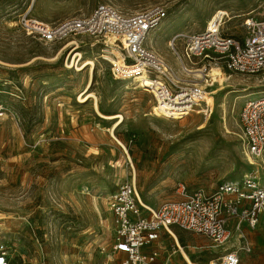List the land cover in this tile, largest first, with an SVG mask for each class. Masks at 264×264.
Returning a JSON list of instances; mask_svg holds the SVG:
<instances>
[{"label":"rangeland","instance_id":"374dc122","mask_svg":"<svg viewBox=\"0 0 264 264\" xmlns=\"http://www.w3.org/2000/svg\"><path fill=\"white\" fill-rule=\"evenodd\" d=\"M100 4L124 14L162 6L167 17L146 44L178 76L172 36L201 32L225 11L224 32L239 37L242 20L264 10V0H0V102L8 109L0 125V243L10 264H114L107 200L126 180L135 178L141 201L156 210L177 199L179 184L212 193L249 170L238 116L247 99L264 92V78L220 69L208 87L193 73L185 80L209 94L210 111L203 104L167 121L153 115L154 99L137 79H114L101 57L109 49L118 57L119 44L82 36L43 45L18 26L22 15L56 25ZM75 53L79 64L94 62L87 89L93 97L85 102L79 101L90 67L68 68ZM191 68L206 75L217 67L203 61ZM98 114L122 117L113 136L115 121ZM173 234L176 242L163 234L157 244L172 255L171 264H186L181 251L195 264H218L222 254L207 240L178 229ZM252 239L253 251L241 264H264V228Z\"/></svg>","mask_w":264,"mask_h":264},{"label":"built area","instance_id":"2783aa9c","mask_svg":"<svg viewBox=\"0 0 264 264\" xmlns=\"http://www.w3.org/2000/svg\"><path fill=\"white\" fill-rule=\"evenodd\" d=\"M166 17V10L158 5L124 14L109 4H100L87 16L65 19L56 25L22 15L18 26L26 37L43 45L82 36L119 44L125 72L130 73L125 76L137 79L139 86L143 78L154 83L142 87L152 95L154 106L173 101L179 107H189L182 117L203 104L207 106L200 85L185 80L194 73L191 66L197 62L204 61L230 74L264 78V10L259 16L242 20L243 35L239 37L224 32L229 21L225 11H217L201 32L172 36L168 48L178 62L179 76L146 44ZM201 68L204 70L205 65ZM134 71L136 74H131ZM7 116L8 109L0 102V125ZM238 125L249 166L238 181L221 182L212 193L189 191L179 184L177 199L156 210L141 201L135 178L126 180L109 196L111 255L117 259L114 264H171L172 255L157 244L163 234L176 242L174 229L207 240L222 254L218 264H240L241 256L251 253L243 227L252 231L264 223V92L244 102ZM0 264H10L2 243Z\"/></svg>","mask_w":264,"mask_h":264},{"label":"bare ground","instance_id":"6f19581e","mask_svg":"<svg viewBox=\"0 0 264 264\" xmlns=\"http://www.w3.org/2000/svg\"><path fill=\"white\" fill-rule=\"evenodd\" d=\"M109 45L111 47L115 48V45L112 43V41H109L107 43V45H105V46L108 47ZM104 53H105L106 56H103L101 58L103 60L109 62L110 65L112 66V68H113L112 72H114V76H115L114 79L115 80L129 79L127 76H125V74H130V73H126L125 72L126 64L122 60L121 53L117 52L118 57L115 56V53L111 49L105 50ZM71 54H73V53H71ZM116 59H119L120 63L118 61H116ZM80 61H81V56L79 54L75 53V55H74V57H73V59L71 61V64L68 66V68H74L76 71H82L84 68L90 67V72H89V77H88L89 78L88 79V85H87V88H86V91H85L83 97H81L80 101H79V102H85L88 98H92L93 97V96L91 97V94L87 95V89L89 88V86L91 84V82H90V74H92V71L94 69V62L93 61H86V62H83V63L79 64ZM214 70H215L214 72H210V73H206L205 72L206 75H204L203 71H195L194 73H198V75H194V78L197 79V80L194 79V81L202 80V81H204V83L208 84L206 86L212 87L215 83L218 82L216 77L220 74L219 70L217 68L214 69ZM131 74H136V72L135 71L131 72ZM151 84H154V83H151L147 79L143 78L142 81H141L140 87H145V86H148V85H151ZM215 93H216V91L212 92L211 95L214 96ZM203 98H204V101L206 102V104L209 105V103H210L209 94L204 93L203 94ZM172 102L173 101L164 102L163 104H160V103L157 102L156 105L154 106V109H153V115L156 118H160V119L169 121V120H172L174 118L182 117L183 115H185V113H183V112L189 111V109H190L189 107H182L184 105H180L181 107H179L177 105H174V103H172ZM95 105H96V102H95ZM98 115L101 118H103V119H105L107 121H113V120L115 121V123H113V126L111 128V132H110V135L113 136L112 135L113 131L122 123V117L121 116H102L100 114H98ZM181 255H182V259L184 260V262L186 264H195V263L191 262L190 259L182 251H181Z\"/></svg>","mask_w":264,"mask_h":264},{"label":"crops","instance_id":"0c3cea01","mask_svg":"<svg viewBox=\"0 0 264 264\" xmlns=\"http://www.w3.org/2000/svg\"><path fill=\"white\" fill-rule=\"evenodd\" d=\"M263 228H264V223H260V224L257 226V228H256L255 230H252V231L248 230L245 226L243 227V232L245 233V235L247 236V238L249 239V241H250V243H251L252 251H253V246H254V244H253V239H252V234H253L254 232H259V231H260L261 229H263ZM165 253L168 254L166 251H165ZM246 255H248V254H246ZM244 256H245V255H242V256H241L240 264H241V262H242Z\"/></svg>","mask_w":264,"mask_h":264}]
</instances>
